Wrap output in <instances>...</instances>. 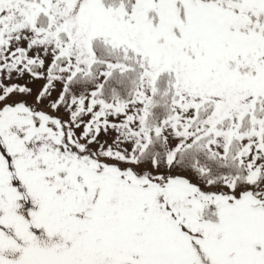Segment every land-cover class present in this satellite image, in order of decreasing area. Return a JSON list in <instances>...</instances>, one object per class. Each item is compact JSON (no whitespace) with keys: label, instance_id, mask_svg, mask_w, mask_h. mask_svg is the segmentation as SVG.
Listing matches in <instances>:
<instances>
[{"label":"snow or ice","instance_id":"1","mask_svg":"<svg viewBox=\"0 0 264 264\" xmlns=\"http://www.w3.org/2000/svg\"><path fill=\"white\" fill-rule=\"evenodd\" d=\"M0 264H264V0H0Z\"/></svg>","mask_w":264,"mask_h":264}]
</instances>
